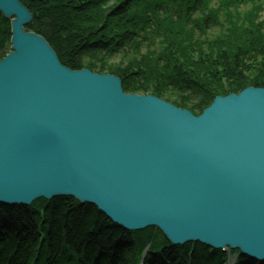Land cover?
I'll use <instances>...</instances> for the list:
<instances>
[{"label": "water", "instance_id": "95a60500", "mask_svg": "<svg viewBox=\"0 0 264 264\" xmlns=\"http://www.w3.org/2000/svg\"><path fill=\"white\" fill-rule=\"evenodd\" d=\"M10 50L0 60V205L72 198L126 232L172 246L238 250L264 263V88L217 96L200 115L119 78L63 67L0 0Z\"/></svg>", "mask_w": 264, "mask_h": 264}, {"label": "trees", "instance_id": "16d2710c", "mask_svg": "<svg viewBox=\"0 0 264 264\" xmlns=\"http://www.w3.org/2000/svg\"><path fill=\"white\" fill-rule=\"evenodd\" d=\"M25 32L71 71L109 74L125 94L194 115L217 96L264 88V0H19ZM0 13V60L10 50ZM227 264L199 243L170 245L155 228L126 232L72 198L0 205V264ZM235 264H264L237 251Z\"/></svg>", "mask_w": 264, "mask_h": 264}, {"label": "bare ground", "instance_id": "6f19581e", "mask_svg": "<svg viewBox=\"0 0 264 264\" xmlns=\"http://www.w3.org/2000/svg\"><path fill=\"white\" fill-rule=\"evenodd\" d=\"M39 200V199H38Z\"/></svg>", "mask_w": 264, "mask_h": 264}]
</instances>
